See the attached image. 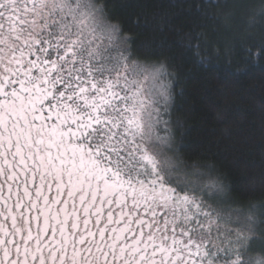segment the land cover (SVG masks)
Listing matches in <instances>:
<instances>
[{"label":"snow or ice","instance_id":"snow-or-ice-1","mask_svg":"<svg viewBox=\"0 0 264 264\" xmlns=\"http://www.w3.org/2000/svg\"><path fill=\"white\" fill-rule=\"evenodd\" d=\"M119 41L94 0H0V264H264V208L183 159L164 65Z\"/></svg>","mask_w":264,"mask_h":264},{"label":"trees","instance_id":"trees-1","mask_svg":"<svg viewBox=\"0 0 264 264\" xmlns=\"http://www.w3.org/2000/svg\"><path fill=\"white\" fill-rule=\"evenodd\" d=\"M94 2L125 56L164 65L178 153L214 170L232 208H264V25L247 23L259 0Z\"/></svg>","mask_w":264,"mask_h":264},{"label":"rangeland","instance_id":"rangeland-1","mask_svg":"<svg viewBox=\"0 0 264 264\" xmlns=\"http://www.w3.org/2000/svg\"><path fill=\"white\" fill-rule=\"evenodd\" d=\"M105 22V21H104ZM106 23V22H105ZM107 24V23H106ZM121 43V40L119 41V44ZM121 45L122 46H124V44L123 43H121ZM148 67H152V66H148ZM162 78H164V77H162Z\"/></svg>","mask_w":264,"mask_h":264}]
</instances>
